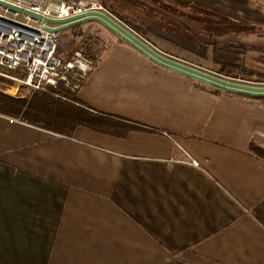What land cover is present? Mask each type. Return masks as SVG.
<instances>
[{
  "label": "crops",
  "instance_id": "1",
  "mask_svg": "<svg viewBox=\"0 0 264 264\" xmlns=\"http://www.w3.org/2000/svg\"><path fill=\"white\" fill-rule=\"evenodd\" d=\"M190 1L256 27L215 26L198 41L163 22L149 42L221 75L223 62L264 72V51L230 46L264 49V0ZM77 96L117 131L145 129L68 136L0 112V264H264V159L249 150L264 148V99L163 67L123 39L97 55Z\"/></svg>",
  "mask_w": 264,
  "mask_h": 264
},
{
  "label": "trees",
  "instance_id": "2",
  "mask_svg": "<svg viewBox=\"0 0 264 264\" xmlns=\"http://www.w3.org/2000/svg\"><path fill=\"white\" fill-rule=\"evenodd\" d=\"M127 1L133 5L141 6L145 10L146 18L143 22L147 24H139L128 20L125 16L120 14L108 0H102V3L112 14L128 24L144 38L152 31V22H174V30L187 32V36L188 34L196 32L195 38L198 41H204L201 36L197 37V29H194L197 27L196 24L198 22L202 23V26L197 28H205L208 34H212L216 28L218 32H222L225 30L226 26L228 27V32L233 31L234 33L251 32L254 31L256 27L255 24L231 22L225 15L195 1L169 0L171 1L170 3H166V0ZM80 27L81 24L62 31L63 33L71 31L74 37L70 39L67 44L61 41L59 53L67 47V49L70 50L67 55L70 56L73 54L78 45L77 39L79 37H84V33L81 31ZM160 27H162V24ZM99 39L100 38L89 36L82 40L80 44L86 55L96 62L97 54L94 52V49ZM205 43L210 44L211 42L205 39ZM230 46L239 49L249 48L264 51V49L257 47H246L242 45ZM227 69L236 70V74L232 72V74H230L227 72ZM221 73L235 78L264 82L263 71L243 68L231 62H223ZM216 92L220 91L216 90ZM261 98L264 99V97ZM0 112L14 117H20L29 124L68 136H73L78 126H87L101 132L118 134L119 136H125L130 129H145L144 127H134L129 124H123L122 126H124V129L122 131H117L116 128L120 124L117 125V120H114L111 116L95 112L88 108L78 98L77 91L68 88L64 82H59L57 86H50L46 90H36L27 98H16L0 92ZM249 150L264 159V148L260 147L253 140H251L249 144Z\"/></svg>",
  "mask_w": 264,
  "mask_h": 264
},
{
  "label": "built area",
  "instance_id": "3",
  "mask_svg": "<svg viewBox=\"0 0 264 264\" xmlns=\"http://www.w3.org/2000/svg\"><path fill=\"white\" fill-rule=\"evenodd\" d=\"M3 1L21 7L23 11H13L0 2V87L16 82L22 87L20 90L23 87L46 90L64 82L73 91H77L94 69L96 61L80 47L65 61L59 53L62 31L44 27L57 25L43 19H34L24 10L52 19H70L91 11H101L113 17L102 0ZM69 70L76 71L72 85L67 76ZM0 92L7 94L2 89ZM192 162L197 164L196 160Z\"/></svg>",
  "mask_w": 264,
  "mask_h": 264
},
{
  "label": "water",
  "instance_id": "4",
  "mask_svg": "<svg viewBox=\"0 0 264 264\" xmlns=\"http://www.w3.org/2000/svg\"><path fill=\"white\" fill-rule=\"evenodd\" d=\"M4 5H7L13 11H23L21 7L10 4L9 2L0 0ZM26 13L31 14L34 19H43L46 22L56 24L57 26L49 27L45 25L44 27L48 29H53L56 31H62L67 28H71L76 25H80L87 21H95L103 24L121 39L129 43L131 46L136 48L146 57H148L153 62L174 70L176 72L182 73L184 75L190 76L198 81L209 84L217 89L224 90L227 92L242 94L251 97L261 98L264 97V85L253 84L250 82H244L242 80L230 79L227 76L210 72L203 68L189 64L183 60L177 59L171 55H168L159 49L151 46L136 33L128 29L126 26L119 23L110 15L101 11H91L86 14H82L70 19H52L45 18L42 15L32 12L30 10H24Z\"/></svg>",
  "mask_w": 264,
  "mask_h": 264
},
{
  "label": "rangeland",
  "instance_id": "5",
  "mask_svg": "<svg viewBox=\"0 0 264 264\" xmlns=\"http://www.w3.org/2000/svg\"><path fill=\"white\" fill-rule=\"evenodd\" d=\"M108 2L113 4L115 9L117 11H119L120 14L125 16L128 20H131V21H133L135 23H139V24H147L146 22H143V20L146 18V12L141 6L133 5L127 0H108ZM111 15L115 18V20H117L119 23H121L122 25L126 26L128 29H130L134 33H136L139 37H141L143 40H145L148 44H150L151 46H153L155 48L158 47V46H155V44H152L151 42H149L148 38H144L143 36L139 35L133 28H131L128 24L123 22L120 18H118L117 16H115L112 13H111ZM162 23L163 22H152V24L154 25L152 27V32L155 35H156L155 32L159 33V32L162 31L160 29L161 28L160 25ZM80 28H81V31L84 33V37H79L77 39V44L78 45H77L76 48H79V47L82 48V46L80 45L81 41L84 40L85 38L89 37V36H92L94 38H100L99 42L95 45V49H94V52L97 55H103L105 52L110 50V48L114 45V43H116L119 40H122L113 31H111L109 28H107L106 26H104L103 24H101L99 22L87 21V22L82 23ZM194 29H197V37H199V36L205 37L206 34H208V32H206L207 30L205 28H199L198 29L196 27ZM198 30H200L202 32L204 31V33H201ZM73 37H74L73 33L71 31H67L65 33H63V32L61 33V38L60 39H61L62 42H65V44H67L68 41L70 39H72ZM150 37H151V34H150ZM187 37L189 39H191V40H195L196 39L195 38L196 37V32L193 33V34H188ZM155 39L159 40V41H157V44H159L161 46H166V47L170 48V47H174V46L177 45V43L176 42H172L169 37L162 38V37H159V36L157 37L156 36ZM174 39H176V37H174ZM69 52H70V50L67 49V47H66L63 51L60 52V54L63 57V59L69 60L72 57V55H70V56L67 55V54H69ZM164 53L167 54V52H164ZM75 74H76L75 70H69L67 72V76L70 79V81H69L70 85L74 84V82H75V77H76ZM233 74H236V73L233 72ZM229 78L230 79H235V80L239 79V78H235V77H232V76H229ZM257 79H259V78H257ZM248 81H250V83H253V84L264 85V82H261V81H253V80H248ZM65 85L68 88H70V86L67 85V83ZM6 86L7 85H4L3 87H0V89L4 90L10 96H19V94L23 95V93L27 94V96H31L36 91V90H30L29 88H26V87L25 88L23 87V90H20V89H22V87L20 88V86L16 82L15 83L14 82H9L8 86L7 87ZM17 86H19V87H17ZM13 87H14V89H12ZM14 93H16V94H14Z\"/></svg>",
  "mask_w": 264,
  "mask_h": 264
},
{
  "label": "bare ground",
  "instance_id": "6",
  "mask_svg": "<svg viewBox=\"0 0 264 264\" xmlns=\"http://www.w3.org/2000/svg\"><path fill=\"white\" fill-rule=\"evenodd\" d=\"M7 87V86H6ZM15 87V86H14ZM14 87L12 88V89H14ZM17 87H19V86H17Z\"/></svg>",
  "mask_w": 264,
  "mask_h": 264
}]
</instances>
